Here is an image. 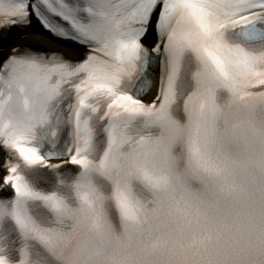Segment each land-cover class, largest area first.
<instances>
[{"label":"snow or ice","instance_id":"snow-or-ice-1","mask_svg":"<svg viewBox=\"0 0 264 264\" xmlns=\"http://www.w3.org/2000/svg\"><path fill=\"white\" fill-rule=\"evenodd\" d=\"M0 42V264H264V0H0Z\"/></svg>","mask_w":264,"mask_h":264},{"label":"bare ground","instance_id":"bare-ground-1","mask_svg":"<svg viewBox=\"0 0 264 264\" xmlns=\"http://www.w3.org/2000/svg\"><path fill=\"white\" fill-rule=\"evenodd\" d=\"M34 30H36L35 28H29L28 30H27V32H28V34H29V37H30V39L28 40V41H26L27 43H36V44H42V36L41 37H33L32 36V33H33V31ZM59 48V50H64V48L65 47H58Z\"/></svg>","mask_w":264,"mask_h":264}]
</instances>
